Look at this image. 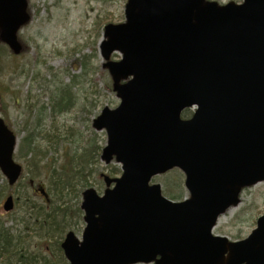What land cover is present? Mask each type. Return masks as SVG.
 <instances>
[{"label": "water", "instance_id": "water-1", "mask_svg": "<svg viewBox=\"0 0 264 264\" xmlns=\"http://www.w3.org/2000/svg\"><path fill=\"white\" fill-rule=\"evenodd\" d=\"M29 21L27 0H0V40L15 55ZM100 53L120 104L93 127L107 133L101 160L122 174L102 175V196L82 193V239L69 231L61 244L69 264H264V215L244 240L213 234L243 190L264 182V0H128ZM16 147L0 117V170L11 186L23 170ZM174 169L185 176L183 202L151 183ZM14 204L8 197L3 208Z\"/></svg>", "mask_w": 264, "mask_h": 264}, {"label": "rangeland", "instance_id": "rangeland-1", "mask_svg": "<svg viewBox=\"0 0 264 264\" xmlns=\"http://www.w3.org/2000/svg\"><path fill=\"white\" fill-rule=\"evenodd\" d=\"M127 1L28 0L31 19L18 33L24 51L15 56L0 43V117L17 136L14 159L24 168L22 182L14 189L0 171V222L7 227L20 229L25 217L22 203H16L10 213L4 212L9 195L27 194L44 205L37 193L42 187L49 198L59 199V204L75 211L81 208L86 189L103 195L102 175L117 178L122 174L120 164L106 165L101 160L107 134L96 131L93 122L104 108L115 109L120 104L109 72L103 68L100 44L106 25L125 21ZM210 1L221 5L243 2ZM120 58L116 54L112 60ZM64 104L67 108L62 110ZM192 113L188 111L184 117ZM20 147L24 153L30 150L26 157L18 153ZM184 181V174L173 170L152 183L161 186L166 198L183 201L189 198ZM81 212V220L71 222L70 229L80 240L86 226ZM262 215L264 183L244 190L241 203L220 217L213 234L230 241L244 240ZM42 245L49 250L45 255L52 254L50 243Z\"/></svg>", "mask_w": 264, "mask_h": 264}, {"label": "trees", "instance_id": "trees-1", "mask_svg": "<svg viewBox=\"0 0 264 264\" xmlns=\"http://www.w3.org/2000/svg\"><path fill=\"white\" fill-rule=\"evenodd\" d=\"M64 101L65 98L62 97L61 103ZM67 103L71 104L70 99ZM65 108L64 104L62 110ZM28 141L26 139V144ZM22 148L18 153L26 157L30 150L27 149L24 153ZM16 201L17 204H23L25 217L18 225L21 226L20 229L7 227L4 222H0V264H69L61 249V241L65 232L72 228L71 222L81 220L80 208L72 211L71 207L59 204V199L52 198L49 202H44V205L37 204L27 194H18ZM35 238L39 242L34 243L32 239ZM42 242L50 243L52 254H44L49 250H44Z\"/></svg>", "mask_w": 264, "mask_h": 264}, {"label": "flooded vegetation", "instance_id": "flooded-vegetation-1", "mask_svg": "<svg viewBox=\"0 0 264 264\" xmlns=\"http://www.w3.org/2000/svg\"><path fill=\"white\" fill-rule=\"evenodd\" d=\"M39 194V193H38ZM40 195V194H39Z\"/></svg>", "mask_w": 264, "mask_h": 264}]
</instances>
